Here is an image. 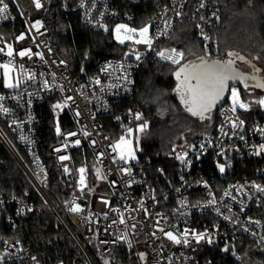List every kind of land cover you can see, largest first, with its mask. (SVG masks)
Masks as SVG:
<instances>
[{"label": "built area", "instance_id": "2783aa9c", "mask_svg": "<svg viewBox=\"0 0 264 264\" xmlns=\"http://www.w3.org/2000/svg\"><path fill=\"white\" fill-rule=\"evenodd\" d=\"M221 2L76 0L63 6V12L77 16L85 28L109 34L117 45L127 48L121 58L100 61L95 74L72 79L50 41L47 1L39 0L41 7L37 8L34 0H4L8 8L0 13V65H9L8 78L13 84L18 81V86L6 87L5 69L0 68V96L4 97L0 105L9 110L0 111V144L69 236L84 264L93 263L81 239L103 264L117 247L133 251L138 264H243L238 252L244 244L264 251V191L259 190L264 188V162L252 170L251 178H233L240 162L264 161L260 151L264 118L247 122L241 116L250 111V104L244 101L246 107L233 111L227 102L228 93L226 102L217 108L219 123L215 129L174 151L171 158L176 169L171 172L167 167L152 169V160L141 157L139 139L143 131L139 129L144 124L139 107L111 120L110 125L119 126L120 131L105 129L114 106L133 98L145 59L174 68L182 64L184 56L177 57L180 63L174 64L158 55L164 52L167 56L173 49L182 53L169 46L178 24L192 25L204 54L218 58L214 32L221 21ZM125 3H153L154 11L139 24ZM118 25L137 31L121 29L122 38L132 39L120 43L116 38ZM145 27L151 47L135 43L141 39L139 30ZM9 46L12 56L7 55ZM22 51L28 54L20 56ZM43 106L52 125L47 154L69 185L68 198L58 207L43 189L45 161L38 146ZM252 106L260 117L264 115L258 101ZM121 137L130 143L120 144L114 151ZM129 149L134 159L128 155ZM61 156L68 159L61 160ZM75 205L81 211H71ZM37 208L29 191L23 196L0 192V216L6 213L5 228L16 235L2 243L0 264H41L38 254L19 236L24 219ZM224 247L228 249L222 254ZM211 250L220 256L214 263L206 258Z\"/></svg>", "mask_w": 264, "mask_h": 264}, {"label": "trees", "instance_id": "16d2710c", "mask_svg": "<svg viewBox=\"0 0 264 264\" xmlns=\"http://www.w3.org/2000/svg\"><path fill=\"white\" fill-rule=\"evenodd\" d=\"M46 1V25L50 32V41L65 62L72 79L91 76L96 73V65L100 61L121 58L126 54L127 48L117 45L112 36L91 31L80 23L77 16L63 12V6L72 5L76 0ZM125 4L126 10L140 20L139 24L146 21L154 11L153 3ZM214 33L219 47L218 60L204 54L194 38L192 25L186 22L178 24L169 46H174L183 53L182 64L174 68L145 59L136 77L133 98L115 105L111 117L105 120L107 131H120L119 126L110 125L111 120L122 116L132 107L141 109L142 122L146 125L139 139L141 157L152 160V169L167 167V171L175 170L176 165L171 156L177 140L183 139L189 144L198 136L213 131L219 123L217 110L203 119L193 116L181 103V99L174 95L178 84L175 73L182 65L193 64L201 58L223 62L231 59L235 70L240 71L239 66H248L245 63L247 62L264 73V0H222L221 21ZM230 52L236 55L230 57ZM240 57H243L245 62H240ZM235 87L239 89L243 100L250 104V111L241 115L244 120L251 122L264 118V115L260 117L257 109L252 106L260 96H257L255 91L260 89L261 94H264V88L240 85ZM166 109H170V115L163 120L158 119L159 112ZM41 122L38 146L45 161L43 189L52 204L58 207L68 198L69 185L55 169L47 154V146L52 141V125L46 106L42 107ZM87 161L90 163V159ZM263 162L258 159L240 162L235 168L238 174H234L233 178H251L252 170ZM27 191L32 193V200L39 208L24 219V228L19 233L22 240L30 244L32 250L38 254L41 264H84L69 236L38 200L15 161L0 144V192L23 196ZM5 215L6 213L0 216V248L4 241L16 236L5 228ZM69 226L78 235L75 227L72 224ZM81 242L92 263L103 264L95 258L88 243L82 239ZM244 251L246 255L241 257L244 264H264V251L253 244H244L240 252ZM206 258L214 263L220 256L218 251L211 250ZM106 264H136L134 252L117 247L106 258Z\"/></svg>", "mask_w": 264, "mask_h": 264}, {"label": "snow or ice", "instance_id": "6c2138e0", "mask_svg": "<svg viewBox=\"0 0 264 264\" xmlns=\"http://www.w3.org/2000/svg\"><path fill=\"white\" fill-rule=\"evenodd\" d=\"M35 5L37 8L41 7L39 0H34ZM0 5H3L0 7V13H4L8 5L4 3V0H0ZM37 24H39V21H37ZM125 29L128 33H136V29H129L126 25H118L116 28L117 33V40L120 41V43H124L125 39H132L131 36H124L123 38L120 35V30ZM148 28H142L139 30V35L141 39L136 40L135 43H144L147 44L149 47H151V39L147 37ZM20 39H23V36L20 37ZM2 51V49H0ZM13 51L11 46H9L8 49V56H12ZM27 52H20V56L27 55ZM162 58L169 59L174 64H179L180 59L183 58V53H177L175 49L172 50L171 54L165 55L164 52L158 53ZM230 57L236 55L235 53H229ZM137 59H139V56H137ZM240 59H243V57H240ZM0 68L5 69L4 76L6 78L5 86L8 88H13L18 86V81L16 84H13L9 77L10 68L9 65L4 64L0 65ZM258 71V70H257ZM178 80H180V84L177 87L176 91L180 95L181 103L184 104L186 110L190 112L193 116H200L202 119L204 118V113L210 112L211 108L215 105V103L222 98L224 91L228 87V82L230 80L235 81L237 79H241V76L236 70L233 68V61L231 59L220 62V61H206L203 58H201L199 64H185L175 73ZM244 79H247L246 77ZM258 87L264 88V84H258ZM232 95L234 97L233 101V111H235V104L238 102L236 100V90L233 88ZM4 97L0 96V100H3ZM261 103H264V101H261ZM55 107H61V105H56ZM240 107H246L244 104H240ZM0 111L7 113L9 110L7 108H4L2 105H0ZM140 117L137 116V119ZM242 123V122H241ZM144 127L146 125H142L140 127V131H143ZM59 132V129H57ZM129 133H131V129L128 130ZM77 144L79 141L76 142ZM124 143H130L126 142L124 137L120 138V141L113 146V150L115 151L120 144ZM264 148V145L261 146ZM129 156L131 158H135L134 154L129 149ZM121 159L124 158V155L121 154ZM61 160H66L68 157L61 156ZM181 159H183L181 157ZM221 171H224L223 166L220 167ZM65 171H67V168H65ZM81 173H83L85 170L81 168L79 170ZM99 171V170H97ZM81 184H84V178L81 176ZM260 191H264V188H260ZM73 212H79L81 211L79 205H75L70 209ZM170 239H175L171 233L167 234ZM179 243V241H176Z\"/></svg>", "mask_w": 264, "mask_h": 264}, {"label": "rangeland", "instance_id": "374dc122", "mask_svg": "<svg viewBox=\"0 0 264 264\" xmlns=\"http://www.w3.org/2000/svg\"><path fill=\"white\" fill-rule=\"evenodd\" d=\"M0 36L2 37V32H0ZM216 60H218V59H216ZM207 61H209V60H207ZM199 63H200V61H198L195 64H199ZM238 69L240 70V72L247 73V74L251 75V77L254 80L258 81L260 84H264V73H261L260 70L259 71L255 70L257 72L251 74L252 73L251 72V69L248 66H239ZM178 86H179V84L177 85V87ZM177 87H176V89H177ZM233 88L236 90V93H237L236 99L238 101L235 104V109L238 110V111H241L242 110V107H240V104H244L245 102H244L243 98L241 97L240 92H239V89L237 87L231 86L229 88V96H228L227 102L233 108V106H234L233 105L234 97L232 95ZM176 89L174 91V95H176V96H178L180 98V95L176 91ZM261 93H262V91H259V90L258 91L257 90L255 91V94H257V96L259 94H261ZM257 101H258V104L261 106L262 110L264 111V103H261V101H264V94H262ZM170 113H171L170 109H166L165 111H160L159 114H158V119L163 120L164 118H166L167 116H169ZM209 113L210 112L204 113V117H207L209 115ZM145 128L146 127H144L143 131L145 130ZM185 145H187V144L185 143V141L183 139L182 140L181 139L177 140V142L175 144L174 151H179L180 149H183ZM238 254H239V256H241L243 258L246 255V252L245 251L244 252H240V253L238 252ZM135 261H136V264H138L137 263L138 261L137 260H135ZM242 263L244 264L245 262H242Z\"/></svg>", "mask_w": 264, "mask_h": 264}, {"label": "water", "instance_id": "95a60500", "mask_svg": "<svg viewBox=\"0 0 264 264\" xmlns=\"http://www.w3.org/2000/svg\"><path fill=\"white\" fill-rule=\"evenodd\" d=\"M200 61V60H199ZM198 62V61H197ZM197 62H194L193 64H195V63H197ZM209 62H212V61H210L209 60ZM220 62H223V61H220ZM225 62V61H224ZM240 62H245L244 61V59H240ZM249 67H250V69H251V74H253V73H255V72H257V71H255V70H258L255 66H253V65H251L250 63H247V62H245ZM259 71V70H258ZM236 72H238L239 74H240V76H241V79H237V80H235V81H232V80H230L229 82H228V87H227V89L224 91V94H223V96H222V98L221 99H219L216 103H215V105L211 108V111H210V113H213V112H215L216 110H217V108L222 104V103H224V100L227 98V96H228V92H229V88L231 87V86H243V87H253V88H262V87H258L257 85L258 84H260L258 81H256V80H254L252 77H251V75H249V74H247V73H243V72H240V71H238V70H236ZM247 78V79H244V78ZM177 78V77H176ZM177 81H178V84H180V80H178L177 79ZM177 84V85H178ZM260 151H262V152H264V148L263 149H261ZM228 249V247H224V248H222V254L226 251Z\"/></svg>", "mask_w": 264, "mask_h": 264}, {"label": "crops", "instance_id": "0c3cea01", "mask_svg": "<svg viewBox=\"0 0 264 264\" xmlns=\"http://www.w3.org/2000/svg\"><path fill=\"white\" fill-rule=\"evenodd\" d=\"M259 91H260V89H259ZM228 93H229V92H228ZM261 95H262V94H260V96H261ZM260 96H259V97H260ZM259 97H258V99H259ZM258 99H257V100H258ZM257 100H256L255 102H257Z\"/></svg>", "mask_w": 264, "mask_h": 264}]
</instances>
